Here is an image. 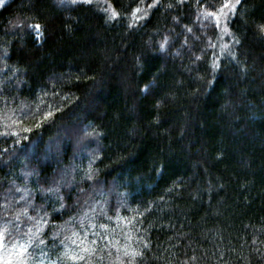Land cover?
<instances>
[{"label":"trees","instance_id":"1","mask_svg":"<svg viewBox=\"0 0 264 264\" xmlns=\"http://www.w3.org/2000/svg\"><path fill=\"white\" fill-rule=\"evenodd\" d=\"M220 2L0 6V222L47 212L52 260L83 230L90 264H264V0L226 35L201 22Z\"/></svg>","mask_w":264,"mask_h":264},{"label":"snow or ice","instance_id":"2","mask_svg":"<svg viewBox=\"0 0 264 264\" xmlns=\"http://www.w3.org/2000/svg\"><path fill=\"white\" fill-rule=\"evenodd\" d=\"M6 0H0V6L4 5ZM61 4L67 2L71 4L76 3H86L90 4L93 2V0H59ZM107 2V0H106ZM243 0H222L217 5H214L212 3H209L207 8L205 9L204 15L209 19H214L217 26H220L221 24V18H223V21L225 23V27L222 29L225 32H228L227 29V20L235 15L240 9L239 6L242 4ZM103 11L110 13L108 15L107 19L113 20L116 19L120 13H118L111 5L109 4L108 7L102 8ZM140 9H134L133 15L135 16L136 12H139ZM140 17L136 16V19H139ZM25 27L32 29L34 33V38L37 42L43 39V31L44 25L40 23H32L27 24ZM129 27H131V24H129ZM189 32H191V29H188ZM257 31L259 34L264 36V23H261L257 25ZM230 35L233 36V41L235 44H239L240 40L235 37L234 34L230 33ZM165 48V41H161L160 43V49L163 50ZM232 57L235 59V52H231ZM199 59V57H197ZM219 57H216L211 62V70L212 72H215L219 67ZM211 83V81H209ZM150 84L144 85V91H147L150 88ZM51 116V113H45L44 117L47 118ZM219 155V154H218ZM91 179V176L88 177ZM17 191H21L20 189H17ZM24 195L20 197L21 200H24L28 195V190L24 189ZM45 191L52 192V191H58V189L48 188ZM99 202H97L98 204ZM27 205L32 206L35 208V205L32 204L31 200L27 201ZM43 206H41L42 208ZM61 208L66 207V205L61 204ZM29 208L28 206H25L22 208L19 212L15 213L12 220H5L4 221V229L3 234H0V246H2L3 239L7 238L9 240H12L13 243L19 248V257L20 259L17 261V264H33V262L29 259V247L33 246L36 248H39L40 246H45V240L41 238L44 226H46L50 221L46 219L48 216L47 212H44L43 217L40 219H37L35 216L28 215ZM9 213L7 211L4 212V216L7 217ZM37 215H39V209H37ZM22 217H26V219H22ZM71 219V218H70ZM11 225L13 231H9V226ZM101 228H107V225H100ZM26 229V230H25ZM54 236L58 237L59 232L54 233ZM83 236L85 239H80V237ZM104 239H107V237H104ZM55 243V242H54ZM59 244L63 247L64 251L61 253V257L64 258L63 264H90V261L95 255L96 248L92 247L94 245L98 244V240H90L88 239V233L81 230L80 232H77L73 230L71 232V236L67 237L64 240H60ZM54 250V249H53ZM42 256H45L47 259V264H62L61 257H57L55 260H52L50 257H48L47 253L41 252ZM140 255L139 252L126 248L123 256L129 257L130 259L127 261V264H133L134 259L136 256ZM118 260H120V264H125L124 260L120 259V256L117 257ZM35 264H45L44 260H37L35 261Z\"/></svg>","mask_w":264,"mask_h":264},{"label":"rangeland","instance_id":"3","mask_svg":"<svg viewBox=\"0 0 264 264\" xmlns=\"http://www.w3.org/2000/svg\"><path fill=\"white\" fill-rule=\"evenodd\" d=\"M59 5H70L71 3H63L61 4L59 2V0H55ZM7 2V0H6ZM5 2V3H6ZM207 8L206 4L201 6V10L203 11V13H200L204 16L203 20H201V22H207L210 23L211 26L216 27V23L214 19H209L207 18L204 13H205V9ZM219 31L222 33V35H226V32L223 31L222 29L224 28L223 26V18H221V24L220 26H218ZM12 132V131H11ZM0 259H1V263L0 264H17V261L20 259L19 257V248L14 244H10L9 246H5L3 245L2 242V246H0ZM29 259L33 262V264H35V261L37 260H44L45 264H47V260H45L44 256L41 255V250H36L32 253H30V249H29Z\"/></svg>","mask_w":264,"mask_h":264}]
</instances>
